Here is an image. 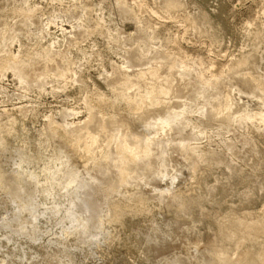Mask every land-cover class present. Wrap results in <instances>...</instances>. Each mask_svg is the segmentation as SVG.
I'll use <instances>...</instances> for the list:
<instances>
[{"label": "rangeland", "instance_id": "obj_1", "mask_svg": "<svg viewBox=\"0 0 264 264\" xmlns=\"http://www.w3.org/2000/svg\"><path fill=\"white\" fill-rule=\"evenodd\" d=\"M226 217L264 223V0H0V264H264Z\"/></svg>", "mask_w": 264, "mask_h": 264}, {"label": "bare ground", "instance_id": "obj_2", "mask_svg": "<svg viewBox=\"0 0 264 264\" xmlns=\"http://www.w3.org/2000/svg\"><path fill=\"white\" fill-rule=\"evenodd\" d=\"M161 124L163 125L164 123H161ZM226 218L227 220L225 219L222 226L219 227L218 229L219 239L221 238L224 241L226 240V241L239 242V243L240 242L256 243L257 239L264 238V223L263 222L243 221L237 218L235 219V218H229V217H226ZM229 262L226 259H222V264H229ZM243 263L261 264V261L257 257H254L250 254H245L243 258Z\"/></svg>", "mask_w": 264, "mask_h": 264}]
</instances>
